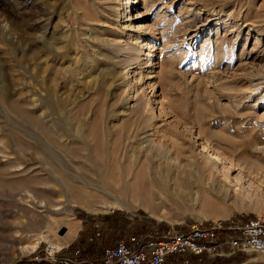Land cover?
<instances>
[{
  "label": "rangeland",
  "instance_id": "rangeland-1",
  "mask_svg": "<svg viewBox=\"0 0 264 264\" xmlns=\"http://www.w3.org/2000/svg\"><path fill=\"white\" fill-rule=\"evenodd\" d=\"M101 11L95 0H0V264L69 233L72 243L100 229L107 243L264 214V0H163L139 34L109 12L119 25L104 34L107 56L84 42ZM117 40L136 58L156 47L145 71L125 67ZM205 141L235 168L198 156Z\"/></svg>",
  "mask_w": 264,
  "mask_h": 264
},
{
  "label": "built area",
  "instance_id": "built-area-1",
  "mask_svg": "<svg viewBox=\"0 0 264 264\" xmlns=\"http://www.w3.org/2000/svg\"><path fill=\"white\" fill-rule=\"evenodd\" d=\"M100 229L86 241L63 247L48 244L44 253L24 257L14 264H190L204 258L252 250L264 257V214L255 213L237 223L199 222L185 229L131 231L101 243ZM94 247L90 253L89 248Z\"/></svg>",
  "mask_w": 264,
  "mask_h": 264
},
{
  "label": "bare ground",
  "instance_id": "bare-ground-1",
  "mask_svg": "<svg viewBox=\"0 0 264 264\" xmlns=\"http://www.w3.org/2000/svg\"><path fill=\"white\" fill-rule=\"evenodd\" d=\"M95 1H96V4L99 6V8H102L101 15L97 16V21L89 23L87 28L90 30L91 35H89V36L85 35L84 36V42H85L86 46H88V49L91 50V53L92 52L95 53V54L102 53L104 56H107V54L105 53L106 50H107L106 46L110 45V43H109L110 41H109V39H107L104 36V34L106 33V31L107 32L108 31L111 32L112 25H115V24L119 25V20L118 21L117 20L116 21L113 20V22H110V24L106 23L107 21L109 22V20H107V18L109 17V12H113L117 16V19L118 18L119 19L122 18L123 20H125L126 23H125V26L123 27V30L125 31V33L126 32H130V31H134V33L139 34V33L143 32V30L146 28L145 25L142 23V18L145 16L146 11L152 10L153 6L156 5V3L162 2L163 0H161V1H159V0H133L132 2H133L134 5L133 6L131 5V8L132 7L135 8L136 14L134 16H132V14L130 15V13H129V6H128L129 0H95ZM142 8L145 9L144 13L141 11ZM101 16H103V17L100 18ZM102 21H103V23H102ZM117 29H120V26ZM85 34H87V33H85ZM124 35L125 34H123V36ZM150 36L153 37V34L150 33ZM154 38H155V40L157 39V37H154ZM114 41H116V40L114 39ZM97 42L100 43V45L99 44L98 45L100 47H102V48H99V46L94 44V43H97ZM124 42H126V41H124ZM116 43H117L118 46L116 44H113V45L117 46V47H113V49L116 51L117 55L121 56L122 53L125 52V53H128L129 56H130V59L125 60V62L123 60V62L125 63V67H126V64H127V66L130 65V67H131V65H133L135 68H141L142 71H145L144 69L147 66L145 64L147 61L144 62V60H146V58L152 59L151 56L154 55L153 51L156 50L155 46L148 47L149 49L153 50V51H149V52H145V49L142 48L141 49V55L139 54L140 55L139 58H136V55L138 54V50L136 48H134L132 46H129L128 48H124L126 44L123 45V40L118 41ZM129 43H130V41H129ZM143 47H146V44ZM103 49H105V51H103ZM110 49L111 48L109 47V50ZM83 54H85V53H83ZM124 63H122V64H124ZM149 64H148V66H150ZM87 67H89V66H87ZM134 67H132V68H134ZM150 73H153V72H150ZM132 98H133V96H131V94H129V99H132ZM201 147H202V150L200 152H198L197 155L200 156L201 158L207 159L208 162H210L214 166V168H217V167H220V166L224 167V168L225 167H227V168L229 167V169H228L229 171H232L235 168L230 163H228V160L226 159L224 154L222 152H220L219 149L213 147L210 143L205 141V143ZM187 155L188 154H186V156ZM226 165H229V166H226ZM217 169H219V168H217ZM116 207L123 208V206H122V204L120 202H117ZM48 227H49L48 229H49L50 235L51 236H57L58 229L56 230L55 227H52L51 225L48 226ZM50 235L42 236V237L38 238V240L36 242V245L39 244L40 239L51 240L50 239L51 238ZM73 236H74L73 233H69V234L66 235V237H63V236L61 237L63 241H61V240H52V242L59 248V247L63 246V243H65V244L69 243Z\"/></svg>",
  "mask_w": 264,
  "mask_h": 264
},
{
  "label": "trees",
  "instance_id": "trees-1",
  "mask_svg": "<svg viewBox=\"0 0 264 264\" xmlns=\"http://www.w3.org/2000/svg\"><path fill=\"white\" fill-rule=\"evenodd\" d=\"M88 250H89L90 253H93L95 249H94V247L92 246V247H90Z\"/></svg>",
  "mask_w": 264,
  "mask_h": 264
},
{
  "label": "water",
  "instance_id": "water-1",
  "mask_svg": "<svg viewBox=\"0 0 264 264\" xmlns=\"http://www.w3.org/2000/svg\"><path fill=\"white\" fill-rule=\"evenodd\" d=\"M62 230H63V228H62Z\"/></svg>",
  "mask_w": 264,
  "mask_h": 264
}]
</instances>
